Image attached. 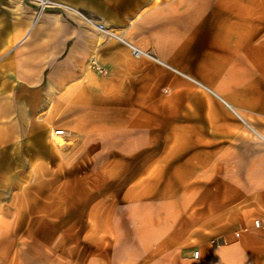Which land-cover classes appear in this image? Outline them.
I'll return each instance as SVG.
<instances>
[{
    "label": "rangeland",
    "instance_id": "rangeland-1",
    "mask_svg": "<svg viewBox=\"0 0 264 264\" xmlns=\"http://www.w3.org/2000/svg\"><path fill=\"white\" fill-rule=\"evenodd\" d=\"M17 1L22 10H26V6L33 7L35 19L46 12H57L86 23L82 15L68 7L42 9L27 0ZM250 1L253 14L248 22L240 20L239 41L225 43L226 47L231 46L232 51L216 44L215 39H193L190 51L179 60L183 66L169 63L152 50L124 39L161 61L144 56L136 58L148 59L165 67L179 81L174 86H161L156 93L134 82L124 85L122 91L111 93L110 83L105 82V67L98 60L89 58V70L97 75L99 81L93 84L92 91L74 93V106H71L72 93L63 94L55 90V84L61 80L59 75L51 74L55 68L48 67L42 71L45 77L38 86L48 85V102L57 95H65L66 104L58 108L21 109L16 106L9 109L10 114L2 115L1 121H17L25 112L33 123V133L37 131L40 135L47 129L48 171H33L31 179L33 182L41 178L47 181V188L43 191L49 201L55 200L62 186L66 196L70 195L72 185L78 184L80 202L73 204L66 202L65 198L64 203L48 204L51 210H63L57 214L49 212L48 216L33 212L28 217L16 211L10 217L8 232L0 235V264H153L155 256H161V253L144 250L139 254L136 251L142 246L136 235L135 220L138 218L144 226L139 224L141 231L150 234L153 219H166V215L154 217L152 214L154 207H158L153 203L157 199L154 195L163 189H153V170L159 150L175 142L168 137H175L178 132L199 133L201 127L207 125V147L220 150L224 159L231 158V153L241 152L248 143L264 148V138L253 130L255 128L264 135V0ZM78 10L101 21L82 9ZM106 40L124 44L132 53L125 41ZM22 42L23 39H15L14 46ZM24 49L17 50L20 56L29 54L28 49ZM4 57L0 59L1 66ZM32 61L35 62L34 59ZM36 66L30 69L33 77L40 70ZM9 95L11 97L3 101L18 99L15 93ZM32 97L40 98L39 94ZM4 110L8 109H0ZM204 117L207 118L206 125L200 123ZM54 129L64 131L63 134L54 131L55 137L64 144L54 143ZM43 142L33 140L31 147L44 146ZM124 146L126 148L123 149ZM19 158L22 157H17V164ZM15 175L16 178H26L23 173L16 172ZM35 186L33 193L39 197L40 189L37 184ZM136 186L143 196L137 203L134 202L135 196H128L126 201L123 198L126 188ZM100 200L107 202L100 203ZM133 202L139 206L138 214L131 211ZM16 204L17 208L23 207V204ZM167 206L161 204L165 212ZM257 218H253V224ZM243 232L238 228L230 231L231 235L209 236L207 240L213 248L222 250L242 238ZM252 234L256 235L252 252L247 255L242 251L222 252L217 262L206 264H264V228H256ZM222 237L227 240H222ZM145 246L143 244L142 248ZM197 247L192 245L191 253ZM184 258V252L177 250L166 257L164 264H168V260L169 264H201L196 261L190 263Z\"/></svg>",
    "mask_w": 264,
    "mask_h": 264
},
{
    "label": "crops",
    "instance_id": "crops-1",
    "mask_svg": "<svg viewBox=\"0 0 264 264\" xmlns=\"http://www.w3.org/2000/svg\"><path fill=\"white\" fill-rule=\"evenodd\" d=\"M56 1L72 5L73 11L76 7L94 15L125 39L152 50L177 66H183L179 60L190 51L193 39H215L216 44L232 51L225 43L239 41L240 20L248 22L253 14L250 0ZM18 5L17 0H0V59L5 55L0 65V109H8L0 111V235L8 232L10 217L16 211L28 217L33 212L48 216L49 212L63 211L51 210L48 204L64 203L65 198L66 202L73 204L80 202L78 184L72 185L70 195L66 196L62 186L55 200L49 201L43 191L47 188V181L41 178L33 182L31 179L33 171H48L47 129L40 135L37 131L33 133V123L24 111L17 121H1V116L10 114L9 109L16 106L21 109L58 108L66 104L65 95H57L48 102V85L38 86L45 77L42 71L55 68L51 74L61 77L55 90L63 94L71 92V106H74L76 93L92 91L93 84L99 81L89 70V58L98 60L105 67V82L110 83L111 93L122 91L124 85L132 82L155 93L161 86L179 83L165 67L134 57L126 45L106 40L115 38L107 37L96 28L98 33L90 30L77 18L46 12L35 19L33 7L26 6L27 9L22 10V5L21 8ZM15 39H23V42L14 46ZM21 47L28 49L29 54L20 56L17 50ZM35 65L40 70L33 77L30 69ZM86 81L88 83H84ZM9 93H15L18 99L3 101L11 97ZM33 94H39V100L33 99ZM223 100L234 108L225 98ZM202 120L204 122L200 123L206 125L207 118ZM61 130L53 131L59 133ZM253 130L264 138L257 129ZM37 139L44 140V146L33 149L32 141ZM168 139L175 142L159 150L153 170V189L164 190L154 192L157 199L153 203L158 207H154L152 214L154 217L166 215V219H153L150 234L141 231L139 219L135 220L138 242L142 247L146 244L145 248L136 251L139 254L144 250L161 253V256H155L153 264H164L166 257L177 250L184 252V259L188 262L201 264L217 262L222 252L242 251L246 255L252 252L256 239L252 234L256 230L253 218H264V148L248 143L241 152L231 153V158L224 159L220 150L208 149L207 125L201 127L199 133L178 132ZM17 157H22L19 164ZM16 172L23 173L26 178H16ZM36 184L40 189L39 197L33 190ZM128 196H135L134 202L137 203L143 195L136 186L126 188L123 198L127 201ZM99 202L106 203L107 200ZM134 202L131 211L138 214L139 206ZM16 203L23 204V207L17 208ZM161 204L168 205L167 212ZM238 228L244 231L242 238L229 247L217 250L209 245V236L231 235L229 232ZM192 245L198 246L195 251H200L199 258L193 257Z\"/></svg>",
    "mask_w": 264,
    "mask_h": 264
},
{
    "label": "built area",
    "instance_id": "built-area-1",
    "mask_svg": "<svg viewBox=\"0 0 264 264\" xmlns=\"http://www.w3.org/2000/svg\"><path fill=\"white\" fill-rule=\"evenodd\" d=\"M31 3H34V4H38V6H40L42 9L45 8V7H51V6H63V7H68L70 9L71 6L67 5L66 3H63V2H60V1H56V0H42L41 2L39 0H27ZM44 2V4L42 3ZM81 15L84 17L86 23L93 27V28H99L101 30H107L108 31V34H110L111 38H115V39H120L122 41H125L124 37L118 33H116L112 28H110L108 25H106L105 22L103 21H97L95 20L93 17L91 16H87L85 14H83L81 12ZM132 49V53L135 57H148V58H151V59H154L156 61H161L159 58H157L156 56H154L152 53H150L149 51H146V50H143L141 49L140 47L134 45L133 43H130L128 41H125ZM63 132H59L57 134H63ZM254 227L255 228H264V219H260V218H257L255 219L254 221ZM239 235V233H237V236ZM222 240L226 241L227 238L226 237H222ZM199 255H200V251L197 250L194 252V257L195 258H199Z\"/></svg>",
    "mask_w": 264,
    "mask_h": 264
},
{
    "label": "bare ground",
    "instance_id": "bare-ground-1",
    "mask_svg": "<svg viewBox=\"0 0 264 264\" xmlns=\"http://www.w3.org/2000/svg\"><path fill=\"white\" fill-rule=\"evenodd\" d=\"M39 1L41 2L42 0H39ZM42 3L44 4V2H42ZM73 9H74L75 12H77L78 14L81 15V12L78 9H76L74 7H73ZM96 29L99 30L100 32L104 33L105 35H107V37H111L110 34H108V31L107 30H101L99 28H96ZM94 60L97 61L96 59H93V61ZM58 132H63V131L61 130V131H58ZM52 135H53V138L55 139V141L58 142V143H60V140L55 137L54 131L52 132Z\"/></svg>",
    "mask_w": 264,
    "mask_h": 264
}]
</instances>
